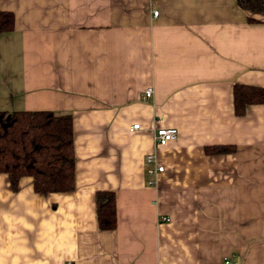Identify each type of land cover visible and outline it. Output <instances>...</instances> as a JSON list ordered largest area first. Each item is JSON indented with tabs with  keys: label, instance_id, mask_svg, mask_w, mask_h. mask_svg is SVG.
<instances>
[{
	"label": "crops",
	"instance_id": "obj_1",
	"mask_svg": "<svg viewBox=\"0 0 264 264\" xmlns=\"http://www.w3.org/2000/svg\"><path fill=\"white\" fill-rule=\"evenodd\" d=\"M0 10L13 18L0 33V112L68 116L74 163L70 192L36 194L29 178L12 189L0 174V264H264V103L236 115L232 99L234 86L264 88V20L248 23L234 0ZM159 127L177 133L155 148ZM215 147L229 150L205 151ZM102 191L110 230L95 222Z\"/></svg>",
	"mask_w": 264,
	"mask_h": 264
},
{
	"label": "trees",
	"instance_id": "obj_2",
	"mask_svg": "<svg viewBox=\"0 0 264 264\" xmlns=\"http://www.w3.org/2000/svg\"><path fill=\"white\" fill-rule=\"evenodd\" d=\"M245 12L248 23L264 20V0H234ZM10 12L0 10V33L12 28ZM234 114L246 104L264 103V88L234 86ZM228 148H206L209 153ZM71 120L48 111L0 112V174H6L12 189L21 178H29L34 193L46 195L70 192L73 188ZM95 222L99 230L114 227L113 193H95Z\"/></svg>",
	"mask_w": 264,
	"mask_h": 264
},
{
	"label": "built area",
	"instance_id": "obj_3",
	"mask_svg": "<svg viewBox=\"0 0 264 264\" xmlns=\"http://www.w3.org/2000/svg\"><path fill=\"white\" fill-rule=\"evenodd\" d=\"M152 16L155 17V15L157 14V11H152L151 12ZM151 90L149 88H146L143 90L140 99L143 101L146 98H148L150 96ZM131 129H136L137 125H131L130 126ZM153 135H152V144L155 148H159L160 146H164L166 143H168L169 141L173 140L174 137L176 136L177 131L173 128H163V127H159L153 130ZM144 163L147 166H151L153 167L152 169H147L148 173H160L162 167L157 166L156 165V161H155V157L153 154H146L143 158ZM166 220V219H164ZM64 264H73L70 262H66ZM223 264H229V261L223 260Z\"/></svg>",
	"mask_w": 264,
	"mask_h": 264
}]
</instances>
